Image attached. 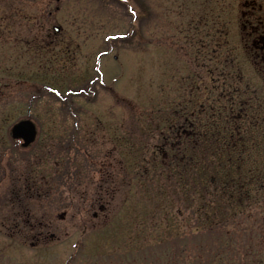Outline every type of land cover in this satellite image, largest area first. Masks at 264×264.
<instances>
[{
  "label": "rangeland",
  "instance_id": "rangeland-1",
  "mask_svg": "<svg viewBox=\"0 0 264 264\" xmlns=\"http://www.w3.org/2000/svg\"><path fill=\"white\" fill-rule=\"evenodd\" d=\"M244 1L0 0V264H153L129 252L169 232L143 186L163 182L150 170L152 153L162 158L155 125L190 82L241 85L219 71L244 57ZM25 117L37 127L26 147L10 132ZM137 148L148 175L134 174Z\"/></svg>",
  "mask_w": 264,
  "mask_h": 264
},
{
  "label": "trees",
  "instance_id": "trees-1",
  "mask_svg": "<svg viewBox=\"0 0 264 264\" xmlns=\"http://www.w3.org/2000/svg\"><path fill=\"white\" fill-rule=\"evenodd\" d=\"M219 73L229 81L242 77L236 64ZM187 95L155 125L162 158L152 153L150 170L163 182L143 184L155 192L162 220L170 219L169 232L153 243L138 241L129 257L144 254L153 264H264V96L230 84L214 94L194 82ZM142 152L133 156L142 164L136 175L150 172ZM176 222L191 230L173 231ZM166 243L161 254L153 252V245Z\"/></svg>",
  "mask_w": 264,
  "mask_h": 264
},
{
  "label": "flooded vegetation",
  "instance_id": "flooded-vegetation-1",
  "mask_svg": "<svg viewBox=\"0 0 264 264\" xmlns=\"http://www.w3.org/2000/svg\"><path fill=\"white\" fill-rule=\"evenodd\" d=\"M197 26L198 24L195 23ZM199 26V25H198ZM239 33L240 43L243 51V58L238 60L241 62V66L246 64L247 60L252 64V67L256 69L258 75L261 78V83H255L250 78L244 77L243 73H240L242 77H239V83L247 88H257L260 94L264 93V4L259 0H245L242 2L240 15H239ZM223 28L217 27L214 31V35L219 37L223 35ZM220 38V37H219ZM217 39V38H216ZM222 41V40H221ZM222 42L228 43L225 38ZM217 46H220V42H216ZM230 52H234L232 49ZM232 56V55H231ZM236 55H233L235 58ZM230 58V61L233 60ZM245 62V63H244ZM240 72L242 67L235 63ZM234 78V77H233ZM235 96V95H234ZM261 96H264L261 95Z\"/></svg>",
  "mask_w": 264,
  "mask_h": 264
},
{
  "label": "water",
  "instance_id": "water-1",
  "mask_svg": "<svg viewBox=\"0 0 264 264\" xmlns=\"http://www.w3.org/2000/svg\"><path fill=\"white\" fill-rule=\"evenodd\" d=\"M36 133V126L29 118L19 120L11 127L12 137L22 139V144L24 146H27L34 141Z\"/></svg>",
  "mask_w": 264,
  "mask_h": 264
}]
</instances>
